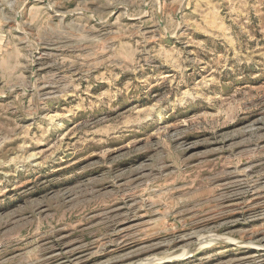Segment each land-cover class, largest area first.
Instances as JSON below:
<instances>
[{
    "label": "rangeland",
    "instance_id": "1",
    "mask_svg": "<svg viewBox=\"0 0 264 264\" xmlns=\"http://www.w3.org/2000/svg\"><path fill=\"white\" fill-rule=\"evenodd\" d=\"M0 264H264V0H0Z\"/></svg>",
    "mask_w": 264,
    "mask_h": 264
}]
</instances>
